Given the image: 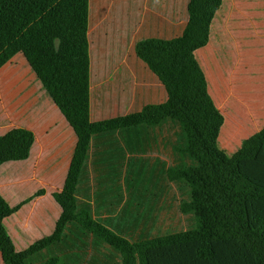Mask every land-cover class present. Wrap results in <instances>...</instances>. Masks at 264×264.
I'll return each mask as SVG.
<instances>
[{
  "label": "trees",
  "instance_id": "trees-1",
  "mask_svg": "<svg viewBox=\"0 0 264 264\" xmlns=\"http://www.w3.org/2000/svg\"><path fill=\"white\" fill-rule=\"evenodd\" d=\"M222 4L188 0L181 36L137 42L136 56L164 85L165 103L93 122L91 0H0V69L23 54L77 136L63 189L52 194L62 212L50 236L18 252L4 221L46 191L15 207L0 193L4 264H264V128L235 153L218 147L225 119L195 56L208 45ZM115 133L135 135L138 155L162 144L170 164L152 173L143 163L140 172L117 175L121 217L113 228L94 212L106 211L107 177L88 165L95 140ZM35 140L24 128L0 136V167L28 160ZM162 182L188 188L179 209L191 221L184 230L154 236L146 228L138 236L137 216L161 203Z\"/></svg>",
  "mask_w": 264,
  "mask_h": 264
},
{
  "label": "crops",
  "instance_id": "crops-1",
  "mask_svg": "<svg viewBox=\"0 0 264 264\" xmlns=\"http://www.w3.org/2000/svg\"><path fill=\"white\" fill-rule=\"evenodd\" d=\"M187 2L128 0V27L137 26L138 41L179 37L189 20ZM91 31L90 21V43ZM137 42L133 62L117 55L118 67L109 69L106 65L99 69L96 86L92 61L93 122L125 116L147 105L167 101L164 85L137 58ZM195 56L206 76L209 94L225 119L219 143L229 154L235 153L244 140L264 128V0H223L212 22L210 41ZM111 70L118 79L116 85H103L109 80ZM15 128L31 130L36 140L28 160L8 162L0 167L1 195L15 207L42 190L41 174L47 175L53 187L51 191L44 189V195L34 198L4 221L16 250L23 252L55 230L62 210L52 194L63 189L64 184L58 186L61 173H65L66 180L77 136L21 53L0 69V136ZM163 151L164 146L157 144L147 155H138L136 137L131 134L115 133L95 140L88 169L90 173L107 177L102 196L105 213L94 206L100 220L113 228L119 227L121 184L117 175L131 174L144 166L146 172L160 171L162 160L149 162L144 158L159 157ZM21 172L27 176L18 181ZM26 179L28 186L22 183ZM57 187L59 190L55 191ZM159 206H154L147 215L137 216L142 223L138 236L146 228L154 236L159 234L155 231L154 217ZM0 264H4L1 253Z\"/></svg>",
  "mask_w": 264,
  "mask_h": 264
},
{
  "label": "rangeland",
  "instance_id": "rangeland-1",
  "mask_svg": "<svg viewBox=\"0 0 264 264\" xmlns=\"http://www.w3.org/2000/svg\"><path fill=\"white\" fill-rule=\"evenodd\" d=\"M127 7L128 0H91V50L95 86L98 84L97 74L99 69H103L102 67H105L106 65L109 69L118 67L120 62L117 55H124L127 57L126 60L128 62H133L132 55L134 53V45L139 40V33H137L135 29L137 27L136 25L135 28L132 27L129 29L128 27L126 21ZM112 70L110 71L109 80L103 85H116L118 79L113 75L114 70ZM128 82H131V78ZM218 147L222 149L220 143L218 144ZM144 159L149 162H155L156 159L158 161H169V155L167 152L163 151L159 154V157L149 155ZM141 170L142 169L137 168L132 174L140 172ZM18 174V181L27 176L22 172ZM64 180L65 173L63 172L61 173V179L58 186H62ZM40 181L42 185L41 189H47L46 191L53 190V187H50V181L47 180V175L41 174ZM22 183L25 186H28L27 179ZM163 183L167 189L160 206L154 213L156 220L155 231L161 233L184 230L191 221V218L184 216L180 212L179 206L183 198H186L188 188L183 185H176L167 182H162L161 186ZM147 188L151 191L150 194L155 193L153 185H147ZM116 189L117 186L115 190ZM56 190H59V187H57L55 191ZM147 213H149L148 208L143 207L140 212L141 216L147 215Z\"/></svg>",
  "mask_w": 264,
  "mask_h": 264
}]
</instances>
